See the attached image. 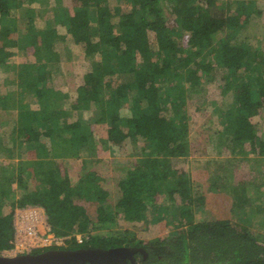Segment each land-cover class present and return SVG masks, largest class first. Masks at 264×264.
Segmentation results:
<instances>
[{
  "label": "trees",
  "instance_id": "trees-1",
  "mask_svg": "<svg viewBox=\"0 0 264 264\" xmlns=\"http://www.w3.org/2000/svg\"><path fill=\"white\" fill-rule=\"evenodd\" d=\"M34 1L38 0H0V23L6 24L9 32L18 29L15 24L17 8ZM90 1L78 0L68 8L62 4V0H58V12L62 11L66 31L59 33L54 25L43 31L41 45L46 48L49 62L38 63L39 71L34 75L36 80L25 79L28 91L25 99L22 98V106L24 110L30 111L27 115L31 118V127L28 124L27 128L22 126L17 130L11 123L15 121L0 118V156L9 159L22 151L23 147L35 146V143L42 145L48 156L52 151L57 152L59 147H64L66 154L78 158L79 150L84 147L94 153L100 139L94 134L90 135L88 127L93 120L97 122L99 119L109 123L107 135L113 149L129 137L137 142L138 135L146 133L154 140L158 152H180L181 148H186L185 144H174L173 140L184 137V131L182 134L180 130L187 123L184 114L180 119L168 118V109L164 107L168 97H171V105L180 109L190 95L194 107L202 110L206 103H214L220 98L218 87L223 81L229 84V104L227 108L221 109L223 125L213 131L214 140L220 138V131L225 136L229 132L235 144L247 141L251 152L264 153V139L260 136V116L264 117L260 109L264 106V50L245 39L238 44L230 40L242 31L246 25L244 23L251 16L245 14L244 18L241 17V14L246 13L245 6L233 11L226 7V0H129L128 10L122 11L121 6L113 9L102 7L107 0H96L97 22L94 23ZM257 5L256 14L264 15L261 0ZM28 8L29 27L38 25L36 9L31 6ZM48 9L46 7L45 11ZM54 16H59L56 10ZM117 25H120L119 30L115 28ZM216 33L220 38H215ZM259 36L264 39V32ZM181 37L184 43L180 41ZM59 39L73 41V45L66 48L63 44V51L56 50L54 44ZM188 40L189 49L185 48ZM31 42V36L21 32L20 45ZM208 45L216 48L218 61L200 58L203 51L210 50ZM98 50L102 52V61L111 65L110 78L105 82L109 90L105 105L102 98L94 94L107 75L102 61L94 54ZM3 51L4 46H0V73L6 61ZM164 53L165 56H181L184 65L190 64L186 80L182 79L185 72L177 68L172 70V67L169 69L170 66L163 62ZM67 59L73 64L71 70L64 66ZM82 59L91 60L93 69L88 70L83 75V83L77 85L80 77L77 69L81 68ZM53 61L56 62L52 67ZM148 62L151 63L150 68L147 67ZM220 63L226 68L231 67L232 73L229 75L222 70L215 71L216 65ZM204 69L212 72V75L202 81ZM131 73L134 74L133 80ZM122 74L126 80L118 81L117 76ZM6 82L0 83V109L9 102V97L18 106L15 92L13 88L6 90V86L9 87ZM70 83L75 87L74 90L69 87ZM184 85L192 86L196 93H172L171 90ZM127 92L133 95L131 99H138L142 106L138 105L137 113L125 117L115 104ZM94 99L95 102L92 101ZM86 110L91 111L87 115L85 113L89 125L84 116ZM167 126L171 128L170 132ZM40 130L47 134L42 135V142L37 138ZM90 159L95 167L91 171L95 180L90 183L82 179L73 189V201L70 203L58 193H51V187H39L44 180H56L50 174L54 171L45 169L48 166L47 158L21 160V171L16 178L22 185V197L13 198L10 202L11 211L3 210L5 201L2 197L8 187L9 197L15 195L11 191L13 186L0 185V241L4 248L11 246L15 206L35 202L45 207L49 222L58 233L70 232L75 227L88 231L93 220L92 210H96L98 219L102 221L101 230L91 233L88 242L72 243L66 248L125 244L143 246L148 253L147 256L140 251L136 253L138 264H264V235L241 229L230 220L212 225L208 220H195L191 214L185 231L160 235L149 242L139 239L136 231L129 226L112 231L111 227L120 214L126 220L134 221L149 208L155 193L163 190L164 177L158 170L153 169V173H149L143 168H133L127 161L126 171L118 181L119 192L113 195L110 185L100 181L108 159L97 157L96 154ZM146 159L150 162V158ZM57 181V184L52 182L51 185L58 187L61 182ZM169 187L171 190L176 189V182L172 181ZM185 212L187 210L182 209V213ZM41 250L45 249H36L34 252ZM125 264L132 262L128 260Z\"/></svg>",
  "mask_w": 264,
  "mask_h": 264
},
{
  "label": "rangeland",
  "instance_id": "rangeland-1",
  "mask_svg": "<svg viewBox=\"0 0 264 264\" xmlns=\"http://www.w3.org/2000/svg\"><path fill=\"white\" fill-rule=\"evenodd\" d=\"M77 1L78 0H62V4L70 6ZM95 1L96 0H91L89 3L92 7V21L94 23L97 22ZM128 1L129 0H107V2L103 3L102 7H111L113 9L115 6H121V10L126 11L129 7ZM226 1L228 2L226 7H230L233 11L239 9V6H245L244 10L246 9V13L241 14L242 18L245 17V14L251 15L248 22L244 23V25H246L242 27V31L238 32L237 36L231 37V43L238 44L245 39L252 43L253 46H256V48L264 50V39H260L259 36V34L261 35V33L264 32V15L256 14L258 11L257 4L260 0ZM261 3L264 4V0H261ZM28 6L36 9V15L38 14L37 19L40 23L45 25L51 21H57L58 23H56V25L58 32L64 33L66 31L62 19V11L58 12L60 8L58 0H38L31 4L25 3L23 6L17 8V15L22 23L21 32L26 31V33L31 36V40H33L34 35L37 39H39L41 35H38L39 32L34 31L35 28H33V24L28 28L29 23H26L28 22L30 10ZM46 7H49V9L45 11ZM55 10L59 15L57 18L54 16ZM170 18H173V16H170ZM6 26V24H0V45H4L11 40L17 41L19 39L16 31L11 30L12 32L5 33V31H8ZM115 28L119 30L120 25H117ZM224 35L225 33L223 32V36ZM215 38H220L217 33L215 34ZM180 41H183V43L185 42L183 37L180 38ZM34 43L32 44L34 47L35 45L42 46L39 42ZM63 44L68 48L73 45V41L71 42L68 40V42H64L62 39H59L55 41L54 46L56 50L61 49V51H63ZM15 45H12V47L4 45V50L10 53L7 55L8 63L2 68V76L9 81L11 87L16 85V87L13 88L15 94H21L23 99H25V94L28 91L25 79L36 80L34 75L39 71V64L36 63V60L47 62L49 59L46 53H44L45 55L43 57V52L37 51L35 48H19ZM208 46L211 51H203L200 58L207 60L214 59L213 61H216V48H214L213 45V47L211 45ZM188 47H190L189 40L185 48ZM188 49L184 50L187 51ZM64 52L67 53V49H65ZM94 54L100 61L103 60L102 52L98 50L97 53ZM183 55L187 56L186 54ZM164 57L163 62L170 66L168 67L169 69L172 67V70L177 68L185 72L182 79L186 80V72L190 64L187 66L184 65V60L181 56H165L164 53ZM81 64V68L79 69L78 67L77 69V73L79 72L80 76L77 85H81L83 83V75L88 70L93 69L91 60L82 59ZM102 64L106 69L105 74L107 75H105L103 81L98 85V89L95 90L94 94L102 98L105 105V102L109 98V90L106 87L108 85L105 82L110 78L111 65L104 61H102ZM72 65L70 59H67L64 63L65 68L70 70L73 68ZM147 67H151L150 62L147 63ZM215 68V71L222 70L225 74L229 75L233 71L231 67L226 68L222 63L216 65ZM57 69L58 67L55 65V70ZM123 74L122 76H117L118 81L126 80ZM209 75H212V72L204 69L201 74V80L203 81ZM234 78L235 77H233V79ZM131 79H134L133 73H131ZM237 79L238 77H236L235 80ZM19 80H22V83L18 82ZM69 87L71 90L75 89L71 83ZM218 88L220 90V98L214 103H206L202 110L194 107L190 95L185 99V105L180 109L172 106L170 103L171 97H168L164 105V107L168 109V118L180 119L181 115L184 114V121L187 123V125L184 127L182 126L180 130V133L184 131V137L173 140L174 144L176 142H182V144H185L186 148L183 147L180 152H169V154L156 151L155 145L153 146V139L146 133L138 135L141 141L135 143H131L127 140L123 142L120 141L118 143L119 146L113 149L107 135L109 123L99 119L97 122L93 120L89 125V119L86 115L91 111L86 110L84 112V116L89 125V134H94L100 139L98 146H95L96 156L108 159V163L104 169V175H100V181H104L106 185H110L113 195L119 192L118 181L126 171L125 166H127V161H129L133 168H143L149 173H153V169L155 171L158 170V172L160 171L161 177H164V183L162 184L163 190L155 193L149 208L143 211L141 216L134 221L126 220L124 215L120 214L117 222L111 227L112 231L129 226L136 231L138 237L144 238L147 240L146 242H148L151 241L148 239L153 236L158 237L161 234L164 235L175 231H185L188 217L192 214L195 220H208L212 225L224 220H230L241 229H249L258 235H264V153L258 154L254 151L251 152V147L244 139L243 141L245 142L243 144H235L233 136L229 132L225 133L227 134V136H225L223 131H220V138L218 139L217 137V139L214 140L213 131L221 124L223 125L220 115L221 109L227 108L230 96L229 84L225 81H223ZM7 89H9L8 86H6V90ZM171 91L172 93L178 91L184 93L191 92V94L196 93V90L190 85H184V87L178 89L174 88ZM132 97L133 95L127 92L119 99L118 103L115 104L119 108L120 113L125 117L137 113L134 101H137V104L141 106L138 99H131ZM92 101L95 102V99ZM52 104H54V102ZM18 106V109H16V123L21 127L29 124L31 118L27 115L30 111L24 110L22 103ZM260 109L264 114V106ZM260 120V136L264 139V117L260 116ZM170 131L171 130H169V132ZM41 133L47 135L45 132ZM184 133L182 132V134ZM27 147L34 148L35 146L29 145ZM39 148L41 149L40 153L47 154V150H42V145L38 146L36 150ZM32 153L33 152L28 149L24 155L22 154L17 158H10L11 160L0 156V167L4 163L7 167H10L7 171H0L1 185H3L2 187H6V185L11 184L13 186L11 191L15 193V195L9 197L10 188L8 187L6 189V194L2 197L5 201L3 207L4 211L12 210L10 202L13 198L19 199L22 197V185L19 178H16L17 173L21 171L20 163L22 159L20 158H32ZM152 153L154 156L151 155ZM78 154L80 156L79 158L74 157L71 154H66L64 147H59L58 153H56L55 156L47 158L48 162L46 165L48 166L45 168L54 171L50 174L56 177V180L54 179V181H52V179L49 182L44 180L39 187H51L49 190L51 193H58L59 196L68 203L73 201V189L82 179L89 180L90 183L95 180L94 175L91 173L92 169L95 170V167H93L90 162L91 156H95V154H88L86 148H81ZM147 156L151 159H156L155 161H151L150 159L148 164L146 158L149 157ZM57 180L61 182L58 187L51 185L53 184L52 182L57 184ZM172 181L176 182L177 187L171 190L168 186ZM185 181H187V184H185ZM114 199H116V197H114ZM182 209H186L187 212L182 213ZM91 214L93 220L89 225L88 232L93 234V232L101 230L102 221L98 219L95 209L92 210ZM109 232L110 231L107 230L106 233L109 234ZM0 253L14 254L3 247L2 241H0Z\"/></svg>",
  "mask_w": 264,
  "mask_h": 264
},
{
  "label": "built area",
  "instance_id": "built-area-1",
  "mask_svg": "<svg viewBox=\"0 0 264 264\" xmlns=\"http://www.w3.org/2000/svg\"><path fill=\"white\" fill-rule=\"evenodd\" d=\"M13 232L11 246L5 249L14 254L83 244L91 239L90 232L78 227L67 233H58L49 222L45 207L32 202L14 208Z\"/></svg>",
  "mask_w": 264,
  "mask_h": 264
},
{
  "label": "water",
  "instance_id": "water-1",
  "mask_svg": "<svg viewBox=\"0 0 264 264\" xmlns=\"http://www.w3.org/2000/svg\"><path fill=\"white\" fill-rule=\"evenodd\" d=\"M147 256V250L137 245H116L111 247L48 248L36 252L18 254L0 253V264H125L128 260L138 264L136 253Z\"/></svg>",
  "mask_w": 264,
  "mask_h": 264
},
{
  "label": "crops",
  "instance_id": "crops-1",
  "mask_svg": "<svg viewBox=\"0 0 264 264\" xmlns=\"http://www.w3.org/2000/svg\"><path fill=\"white\" fill-rule=\"evenodd\" d=\"M129 2V1H128ZM74 5V3L72 4V5H70V6H73ZM70 6H68L67 5V7L69 8ZM129 6V5H128ZM123 11V10H122ZM43 14V13H42ZM1 17V16H0ZM17 17V21L15 22V24H16V27H18V29H16V30H13V31H16L17 32V35L19 36V39H20V37H21V26H22V23H21V21H20V19H19V17H18V15L16 16ZM36 18H38V14H37V16H36ZM38 20V19H37ZM28 21V20H27ZM39 22V21H38ZM26 23H28V22H26ZM56 23H58L57 21H51V22H49V23H47V24H42V23H38V25H34V27L33 28H35V32H39V34L38 35H41V37L39 38V39H37V37L34 35V37H33V40H32V42L30 43V44H26V45H23V46H21L20 45V43H19V39L17 40V41H14V40H11V41H9V42H6L4 45H9V46H11L12 47V45H15L16 47H19V48H27V47H32V48H35L37 51H41V52H43V54H42V56L44 57V53H46V55H47V51L45 50L46 48H44L43 47V45L42 46H39V45H35V47L32 45L34 42H39V44H42L41 43V40H43V31H46L49 27H51L52 25H54L55 26V28H57V25H56ZM1 25H2V23H0ZM65 25V24H64ZM31 27V26H30ZM26 28H27V25H26ZM28 28H29V26H28ZM65 28H66V25H65ZM6 32V31H5ZM10 32H12V31H10ZM9 31H8V33H10ZM23 33H26V31H22ZM10 43V44H9ZM34 44H36V43H34ZM4 45H0L1 47H3ZM56 49V48H55ZM25 50V49H24ZM3 53V57L5 56L6 57V61H5V65L8 63L7 62V59H8V57H7V55H9V53L10 52H6L5 50L2 52ZM47 57H48V55H47ZM36 59H37V57H36ZM35 59V60H36ZM37 62L36 63H40V62H44V61H42V60H36ZM54 62H56V61H53L52 62V64L54 63ZM5 65H3V66H1V73H0V76H1V81H0V83H4V81H7L6 83L9 85V88H15L16 87V85L14 86V87H11L10 86V83H9V81L6 79V78H4L2 75V68L5 66ZM52 67H53V65H52ZM27 81V80H26ZM31 81H33V80H31ZM18 82H21L22 83V80H19ZM27 84V83H26ZM28 87V86H27ZM11 90V89H10ZM13 91H14V89H12ZM13 93V92H12ZM15 96H16V98L17 99H15V101L17 102V104L19 105L20 103H22V101H23V97L21 96V94H15ZM8 100H9V102H7V104L6 105H2L1 106V109H0V118L2 119H4V120H6V119H12V121H15V122H11V123H13L14 124V126H15V128H17V130L18 129H20L21 127H20V125H18L17 123H16V115H17V113H16V109H18V107H17V105L15 104V102H14V100H11L10 99V97L8 98ZM18 100V101H17ZM134 103H135V105L134 106H136V110H137V108H138V104H137V101H134ZM142 106V105H141ZM41 110H43V108H41ZM138 112V111H137ZM2 119V120H3ZM8 123V122H7ZM6 123V124H7ZM5 124V125H6ZM28 124H26V125H23V126H25L26 128L28 127L27 126ZM1 126H2V122H1ZM29 126L31 127V123H29ZM6 130H7V128H5ZM25 129V128H24ZM3 130V129H2ZM9 131V130H8ZM43 135V134H42ZM42 135H41V130L37 133V138H38V140L39 141H43V137H42ZM138 137V136H137ZM127 141H130L131 143H135L136 141H133L132 139H131V137H129V138H127L126 139ZM139 141H141V139L139 138ZM155 145V142H154V140H153V146ZM38 146H40V145H38V143L36 144L35 143V147L33 148V147H31V148H26V147H23V150L22 149H20V150H22V151H19V153H20V155H24V153H26V151L29 149L30 151H32L33 153H32V158H38V159H43V158H49L50 156H55V154L56 153H58V151L56 152V151H52L51 152V155L50 156H48L47 154H42V153H40L41 152V149L39 148L38 150H36V148L38 147ZM84 148H86V147H84ZM19 149V148H18ZM43 150V149H42ZM86 150H87V152H88V154H95V152L93 153L92 152V150L91 151H89V149H87L86 148ZM155 150H156V148H155ZM157 151V150H156ZM19 153H17L15 156H13L14 158H17L18 157V155H19ZM53 154V155H52ZM19 155V156H20ZM152 156H154V154L152 153L151 154ZM151 155H149V156H151ZM34 156H37V157H34ZM149 156H147V157H149ZM13 157H11V159L13 158ZM23 157V156H22ZM92 157V156H91ZM31 158V157H30ZM30 158H28V157H25V158H20V159H22V160H27V159H30ZM144 158H146V157H144ZM150 158V157H149ZM10 159V158H9ZM10 159V160H11ZM151 159V158H150ZM154 160L156 159V158H153ZM146 161H148L147 159H146ZM151 161H152V159H151ZM147 163H149V162H147ZM22 165V163L20 164V166ZM1 169H0V171L1 170H4V171H7L8 169H10V167H7L6 166V164L4 163L1 167H0ZM0 175H1V173H0ZM1 178V177H0ZM0 185H1V182H0ZM88 232V231H87ZM160 233H162V232H160ZM161 235H163V234H161ZM156 237H152V238H149L148 240H154ZM139 239H142V240H144L145 242L147 241L146 239H144V238H141V237H139ZM149 242V241H148Z\"/></svg>",
  "mask_w": 264,
  "mask_h": 264
},
{
  "label": "clouds",
  "instance_id": "clouds-1",
  "mask_svg": "<svg viewBox=\"0 0 264 264\" xmlns=\"http://www.w3.org/2000/svg\"><path fill=\"white\" fill-rule=\"evenodd\" d=\"M27 203H29V202H27ZM32 203H35V202H32ZM16 207V206H15Z\"/></svg>",
  "mask_w": 264,
  "mask_h": 264
}]
</instances>
